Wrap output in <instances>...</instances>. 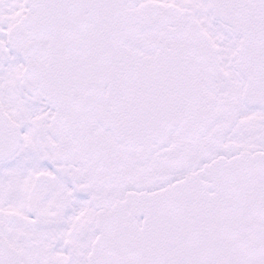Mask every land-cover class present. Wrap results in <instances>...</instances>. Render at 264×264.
<instances>
[{
	"label": "snow or ice",
	"instance_id": "snow-or-ice-1",
	"mask_svg": "<svg viewBox=\"0 0 264 264\" xmlns=\"http://www.w3.org/2000/svg\"><path fill=\"white\" fill-rule=\"evenodd\" d=\"M0 264H264V0H0Z\"/></svg>",
	"mask_w": 264,
	"mask_h": 264
}]
</instances>
